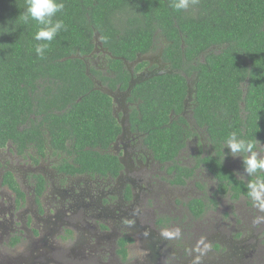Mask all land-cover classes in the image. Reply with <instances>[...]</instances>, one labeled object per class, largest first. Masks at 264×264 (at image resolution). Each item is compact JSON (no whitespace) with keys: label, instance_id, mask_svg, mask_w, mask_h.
<instances>
[{"label":"trees","instance_id":"obj_1","mask_svg":"<svg viewBox=\"0 0 264 264\" xmlns=\"http://www.w3.org/2000/svg\"><path fill=\"white\" fill-rule=\"evenodd\" d=\"M62 2L64 9L54 20H62L65 29L40 58L35 47L45 42L34 39L40 25L24 19L27 0H0V146L10 142L22 151L31 146L43 152L51 143L67 156L59 165L63 171L117 172L121 163L109 147L121 125L112 97L95 79L129 87L127 62L155 50L160 41L162 56L174 71L132 87L139 108L131 122L145 133L144 144L157 158L176 162L194 135L182 116L190 78L195 82L194 116L215 143V151L200 156L199 163L217 177L220 193L234 189L247 195L254 177L237 178L224 162V153L230 152L224 147L233 131L264 145V0H198L187 11L174 10L171 0ZM96 35L112 54L113 78L88 66ZM171 114L179 115L181 123ZM181 169L175 164L171 173ZM9 176L6 182L18 191ZM177 180L185 182L184 176ZM209 199L218 204L216 197ZM189 206L196 213L204 209L200 198Z\"/></svg>","mask_w":264,"mask_h":264},{"label":"flooded vegetation","instance_id":"obj_2","mask_svg":"<svg viewBox=\"0 0 264 264\" xmlns=\"http://www.w3.org/2000/svg\"><path fill=\"white\" fill-rule=\"evenodd\" d=\"M96 40L88 66L113 78L108 65L112 54L100 46L97 35ZM157 45L155 50L127 62L132 79L141 82L156 76L150 74L171 68L162 56L164 43L158 41ZM139 63L144 65L135 71ZM106 82L95 79L97 86L112 97L113 113L121 125L120 134L109 147L121 163L117 172L63 171L59 165L67 156L51 143L43 152L31 146L22 151L10 142L0 146V197L4 201L3 187L14 194L10 206L0 205V264H126L123 259L135 246L142 250L141 255L138 250L135 264H202L205 259L215 264H253L257 259L264 264V211L243 192L229 189L220 193L217 177L199 163L201 157L215 151V143L209 139L207 126H199L194 116L195 82L189 78L182 113L194 135L186 140L174 163L157 158L144 144L145 133L131 122L134 108H139V97L131 96L132 88L109 86V79ZM178 118L173 116L181 123ZM224 154L229 170L237 178L248 180L243 157L236 161L230 152ZM175 164L182 165L180 174L176 170L171 173ZM8 173L18 191L6 182ZM183 176L184 184L177 180ZM209 197H216L218 204ZM199 198L204 209L196 213L189 202ZM228 217L233 220L228 231L231 237L217 230L228 228ZM55 232L56 245L49 248L46 242ZM254 235L257 242H249ZM25 243L29 255H12ZM122 244L126 255L120 251ZM175 247L181 250L175 252ZM77 248H81L79 254Z\"/></svg>","mask_w":264,"mask_h":264},{"label":"clouds","instance_id":"obj_3","mask_svg":"<svg viewBox=\"0 0 264 264\" xmlns=\"http://www.w3.org/2000/svg\"><path fill=\"white\" fill-rule=\"evenodd\" d=\"M197 2L198 0H171V7L176 11H187ZM63 9L62 0H27L24 19L26 22L29 19L34 20L40 25L34 39L45 42L38 43L35 47L40 58H44L49 43L65 29L62 20H54ZM224 148L229 149L233 157H243L246 176L254 177L247 183V196L258 209L264 211V145L257 139H246L242 134L233 131L226 138Z\"/></svg>","mask_w":264,"mask_h":264},{"label":"rangeland","instance_id":"obj_4","mask_svg":"<svg viewBox=\"0 0 264 264\" xmlns=\"http://www.w3.org/2000/svg\"><path fill=\"white\" fill-rule=\"evenodd\" d=\"M192 143H194V142H192ZM191 143V144H192ZM189 151L187 150V152H186V154L188 153ZM4 154V153H3ZM50 159H51V161H52V163H55L56 162V157L55 156H51L50 157ZM234 160H236V161H238V157H236ZM21 162H24V159H22L21 160ZM15 165L17 164V160L15 159V163H14ZM243 169V168H242ZM1 168H0V178H1ZM18 174H19V179L22 181L23 179H22V176H21V174H22V172H21V170H19L18 171ZM2 192L4 193V201H2V197H0V205H3V206H10L12 203H13V198H14V194L12 193V191L10 190V189H8L7 187H3L2 188ZM1 196V195H0ZM240 203L242 204V203H244V200H241L240 201ZM177 204H180V203H177ZM240 209V208H239ZM244 209V208H243ZM241 209H240V218H241ZM227 220L228 219H230L229 220V225H228V228L227 229H222V228H220V227H217V230H221V231H219V233H222V234H226L227 236H229V237H231L230 235H228V231H230V228L232 227V223L230 224V222H233V220L231 219V217H228V218H226ZM226 221V220H225ZM54 226V225H53ZM174 231V230H173ZM234 232H236V229H234L233 230ZM171 236H173L174 238L176 237V235H174V234H172ZM186 241H188V239H185ZM249 242H254V243H256L257 242V238H256V236L254 235L253 236V238H250V240H249ZM46 245H47V247H49V248H53V247H55V245H56V232L55 233H53V236H49V239L47 240V242H46ZM181 245H183V244H181ZM184 246V245H183ZM25 248H26V243H25V245H23L22 247H19V248H17L16 249V251H12L11 253H12V255H22V254H28L29 255V252H27L26 250H25ZM138 250H139V255H141L142 254V250H141V248H140V246H139V248L138 247H134L133 249H131L130 251H129V256H127V258L126 259H123V261L126 263V264H135L134 263V261H135V257L137 256V254H138ZM181 249L180 248H176L175 247V252H178V251H180ZM81 252V248H77L76 249V254H79ZM6 261H8V260H6ZM205 261H207V262H203L202 264H215L214 262H212V261H210L209 259L208 260H206L205 259ZM253 262V264H259V262H258V260L257 259H255L254 261H252Z\"/></svg>","mask_w":264,"mask_h":264},{"label":"water","instance_id":"obj_5","mask_svg":"<svg viewBox=\"0 0 264 264\" xmlns=\"http://www.w3.org/2000/svg\"><path fill=\"white\" fill-rule=\"evenodd\" d=\"M167 72L171 73V72H173V69L172 68H165V69H162V70L157 71L154 74H150L148 76H152V75H155V74L156 75L157 74H164V73H167ZM137 82H139V78H133V79H131V82H130V85L128 87V90H130L132 88V86H134ZM189 94H190V92H189Z\"/></svg>","mask_w":264,"mask_h":264}]
</instances>
